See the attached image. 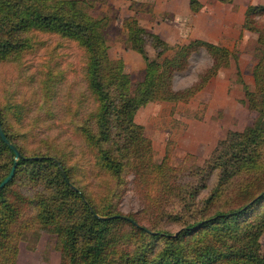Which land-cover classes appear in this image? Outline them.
I'll return each mask as SVG.
<instances>
[{
    "label": "trees",
    "instance_id": "16d2710c",
    "mask_svg": "<svg viewBox=\"0 0 264 264\" xmlns=\"http://www.w3.org/2000/svg\"><path fill=\"white\" fill-rule=\"evenodd\" d=\"M125 27L127 47L145 63L134 83L123 60L109 57L104 19L85 0H0V76L20 72L44 46L42 35H53L82 51L94 105L68 110L66 124L84 147L74 157L37 135L54 117L61 71L48 67L27 90L22 80L0 84V124L21 155L0 189V264H17L19 243L33 251L42 234L54 239L59 264H264V5H248L241 24L259 49L253 86L241 81L252 121L227 131L202 164L191 153L175 163L168 145L157 159L134 116L149 102H189L232 60L239 75L237 55L199 38L171 45L136 18ZM200 50L211 63L189 86L174 88V75ZM13 158L0 137V182ZM130 188L142 207L124 213L119 204Z\"/></svg>",
    "mask_w": 264,
    "mask_h": 264
},
{
    "label": "rangeland",
    "instance_id": "374dc122",
    "mask_svg": "<svg viewBox=\"0 0 264 264\" xmlns=\"http://www.w3.org/2000/svg\"><path fill=\"white\" fill-rule=\"evenodd\" d=\"M85 1L90 14L103 17L109 44L108 55L111 59L123 60L124 69L129 73L132 83L141 79L145 63L140 54L125 43V22L129 18H136L141 26L159 34L171 45L203 36L237 55L239 75L232 60L229 67L220 69L189 102L155 101L137 110L134 120L143 125L146 136L153 143L157 159L164 155L168 145L175 163L186 153H191L196 157V162L202 164L227 131H240L251 123L241 81L253 86L252 70L259 54L255 33L242 31L239 24L233 25L229 31L207 28L204 24L212 17L210 11L208 8L200 12L201 8L198 11L191 10V0ZM42 36L44 46L27 56V65L20 72L13 69L5 71L0 76V84L22 80L21 88L27 90L36 86L30 79L36 80L48 67L61 71L64 79L58 83L52 102L54 117L48 126L37 129V135L54 138L62 148L71 150L77 157L84 147L71 133L66 120L74 108H78L81 114L94 107L83 78L84 56L73 43L60 42L53 35ZM148 52L153 54L151 48H148ZM210 63V56L204 50L193 54L187 70L174 75V88L189 86ZM141 207V201L131 188L119 204V209L124 213L137 211ZM53 241L48 234H42L33 251L26 249L25 243L20 242L17 264H59L60 254L54 249ZM261 242L264 246V237Z\"/></svg>",
    "mask_w": 264,
    "mask_h": 264
},
{
    "label": "crops",
    "instance_id": "0c3cea01",
    "mask_svg": "<svg viewBox=\"0 0 264 264\" xmlns=\"http://www.w3.org/2000/svg\"><path fill=\"white\" fill-rule=\"evenodd\" d=\"M197 1L201 4L200 7L201 9L198 12L208 8V10L212 15V17L206 20L204 26H207V28H218L220 31H229L230 28L235 24H239L241 28V24L244 19V13L248 5H259V4L264 5V0H232L230 3L222 2L220 0H197ZM195 38L210 41L203 36L195 37Z\"/></svg>",
    "mask_w": 264,
    "mask_h": 264
},
{
    "label": "water",
    "instance_id": "95a60500",
    "mask_svg": "<svg viewBox=\"0 0 264 264\" xmlns=\"http://www.w3.org/2000/svg\"><path fill=\"white\" fill-rule=\"evenodd\" d=\"M0 137L9 146V148L14 152V158H13L14 164L11 167L10 172L8 173V175L6 177H4L3 180L0 182V189H2L12 179V177L14 175L15 167L17 165L18 158H20L21 155H20L19 151L16 149V147L12 143H10L8 141V139L6 138L1 124H0ZM56 162H57V164H58V166H59V168L61 170L62 176L64 178H66V174H65V171H64L62 165L60 164V162L57 159H56ZM72 188L76 189V187H74V186H72Z\"/></svg>",
    "mask_w": 264,
    "mask_h": 264
}]
</instances>
